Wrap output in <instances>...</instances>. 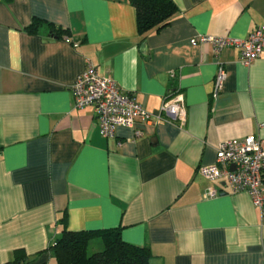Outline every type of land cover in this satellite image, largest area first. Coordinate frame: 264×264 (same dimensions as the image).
Here are the masks:
<instances>
[{"label": "crops", "instance_id": "obj_1", "mask_svg": "<svg viewBox=\"0 0 264 264\" xmlns=\"http://www.w3.org/2000/svg\"><path fill=\"white\" fill-rule=\"evenodd\" d=\"M172 1L170 24L142 39L128 0H0V264H58L49 246L65 213L71 231L120 228L150 264H264L248 193L200 173L224 140L264 145V55L245 64L236 47L190 41L245 38L264 24V0ZM34 18L68 32L29 33ZM88 62L161 118L104 137L95 108L73 103ZM175 89L183 125L160 113Z\"/></svg>", "mask_w": 264, "mask_h": 264}, {"label": "built area", "instance_id": "obj_2", "mask_svg": "<svg viewBox=\"0 0 264 264\" xmlns=\"http://www.w3.org/2000/svg\"><path fill=\"white\" fill-rule=\"evenodd\" d=\"M191 43L209 44L215 54L225 47H236L243 63L249 64L264 55V24L256 26L245 38L200 34L191 38ZM225 80L222 66H218L212 96L216 97ZM71 92L75 107L93 106L99 131L104 137H113L118 126L133 127L136 122L148 123L160 114H154L138 103L134 96L123 91L109 76L100 75L97 68L88 62L75 78ZM160 113L183 125L186 104L183 93L173 90L162 101ZM138 134V132H135ZM202 176L208 180L224 179L231 192L245 191L252 203L264 216V145L262 139L251 134L243 138L224 140L218 144L213 164L203 166ZM218 192L211 190L210 197Z\"/></svg>", "mask_w": 264, "mask_h": 264}, {"label": "trees", "instance_id": "obj_3", "mask_svg": "<svg viewBox=\"0 0 264 264\" xmlns=\"http://www.w3.org/2000/svg\"><path fill=\"white\" fill-rule=\"evenodd\" d=\"M128 1L134 7L138 33L142 39L148 32L159 31L169 25L177 12L172 0ZM25 29L29 33L43 29L57 37H64L68 32L39 18H34ZM60 222V235L49 246L58 264H150L148 249L124 241L120 228L71 231L67 228L66 213ZM96 238L102 241V247L89 253V244Z\"/></svg>", "mask_w": 264, "mask_h": 264}, {"label": "rangeland", "instance_id": "obj_4", "mask_svg": "<svg viewBox=\"0 0 264 264\" xmlns=\"http://www.w3.org/2000/svg\"><path fill=\"white\" fill-rule=\"evenodd\" d=\"M100 249H101L100 244L98 245V243H92L89 246L88 251H89V253H91V252H94V251H97V250H100Z\"/></svg>", "mask_w": 264, "mask_h": 264}]
</instances>
